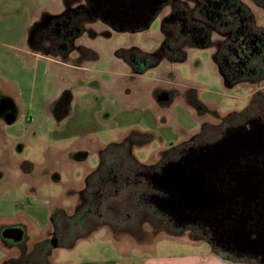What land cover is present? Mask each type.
<instances>
[{
    "label": "rangeland",
    "instance_id": "1",
    "mask_svg": "<svg viewBox=\"0 0 264 264\" xmlns=\"http://www.w3.org/2000/svg\"><path fill=\"white\" fill-rule=\"evenodd\" d=\"M238 1L264 37L263 11ZM55 2L75 4L0 0V264H252L212 251L160 208L138 207L144 188L131 172L138 164L159 168L227 126L264 119V55L247 64L260 69L255 76L225 83L218 64L229 36L221 25V33L211 29L201 40L204 47L175 27L167 35L161 21L171 3L140 31L116 32L92 20L80 35L50 33L45 21ZM194 5L182 0L177 10ZM85 196L87 229L78 235ZM16 226L25 235L18 244L2 236ZM75 235L83 238L63 248Z\"/></svg>",
    "mask_w": 264,
    "mask_h": 264
},
{
    "label": "flooded vegetation",
    "instance_id": "2",
    "mask_svg": "<svg viewBox=\"0 0 264 264\" xmlns=\"http://www.w3.org/2000/svg\"><path fill=\"white\" fill-rule=\"evenodd\" d=\"M72 1L75 2L72 7L65 3L61 12L47 17L45 24L49 32L53 29L80 35L87 29L80 25L84 21L90 24L92 20L116 32L140 31L172 3V11H166L161 21L165 34L172 33L175 27L182 36L196 41L207 38L211 29L220 32L221 25L229 36L219 54L224 76L237 79L255 76L260 71L247 64L251 57L264 55V37L254 31L251 16L246 10L244 12L243 4L238 0H185L195 3L191 12L177 10L182 0ZM250 1L264 13V0ZM224 76H221L223 81ZM251 119L225 127L213 140L200 144L190 142L188 148L163 161L159 168L137 171L133 179L135 185L144 188L138 203L144 211L148 205L156 206L170 216L176 226L190 225L189 229L200 235L212 250L217 247L221 254L228 253L252 264H264V241L260 243V234L264 230V119L259 115ZM165 175L168 179H164ZM180 177L189 179L186 188L180 183ZM198 177H203L205 182L195 191L193 186ZM147 186L155 191L154 194L148 193ZM205 188L217 197L216 203H212L215 199L208 193H201ZM157 192L161 196H157ZM197 193L203 194L204 199L196 201L189 197V194ZM243 194H248L247 198L259 196L263 200L244 202ZM86 200L83 197V205L77 214L83 212ZM86 216L82 214L78 219L84 220ZM8 229L19 227H7L4 231ZM239 232L248 234L249 244L243 242ZM22 239L17 243L9 241L18 244L23 242Z\"/></svg>",
    "mask_w": 264,
    "mask_h": 264
},
{
    "label": "water",
    "instance_id": "3",
    "mask_svg": "<svg viewBox=\"0 0 264 264\" xmlns=\"http://www.w3.org/2000/svg\"><path fill=\"white\" fill-rule=\"evenodd\" d=\"M182 173V172H181ZM164 179H168V176L167 175H165V178ZM189 182V179L188 178H186V177H180V183L182 184V186H184L185 188L187 187V185H186V183H188ZM204 178L203 177H198V178H196V181L194 182V190L195 191H198V187L199 186H202L203 184H204ZM187 191L189 192L190 190H189V188H187ZM208 193L209 194V196H210V198L211 199H215V201L214 202H212V203H216L217 202V197L216 196H213L212 195V193H210V190L208 189V188H205L204 190H202L201 191V193ZM207 195V194H206ZM212 195V196H211ZM208 196V195H207ZM249 196V195H248ZM248 196H246V199H248L247 197ZM189 197H193L194 199H196V201H198V200H203L204 199V196H203V194H199V193H197V194H189ZM247 201H249V200H247ZM246 201V202H247ZM243 228V227H242ZM242 230V229H241ZM243 230H244V228H243ZM242 230V231H243ZM231 232V231H230ZM240 236L242 235L243 237L242 238H244L243 239V242H247L248 244L250 243L249 242V236H247L246 234H245V232H239L238 233ZM2 236L5 238V239H10V240H12L13 242H15V243H17V242H20L21 241V239H22V236H23V233H22V231L20 230V229H12V230H10V229H8V230H5V231H3V233H2ZM260 236H261V244H262V240L264 241V230L262 231V233L260 234ZM55 240L53 239L52 240V245L54 246V248L56 247L55 246ZM254 244H256V243H254ZM263 246H264V244H263Z\"/></svg>",
    "mask_w": 264,
    "mask_h": 264
},
{
    "label": "trees",
    "instance_id": "4",
    "mask_svg": "<svg viewBox=\"0 0 264 264\" xmlns=\"http://www.w3.org/2000/svg\"><path fill=\"white\" fill-rule=\"evenodd\" d=\"M165 30V29H164ZM200 41L201 40H196V41H194L193 40V42H194V44H197L198 46L197 47H204V46H208L207 45V42L206 43H200ZM202 42V41H201ZM216 57V56H215ZM218 68H219V71H220V74H221V76L223 75L224 76V70H223V68L221 67V65L220 64H218ZM224 81H225V83H226V79H227V77H225L224 76ZM242 81V80H241ZM124 144H126V143H123L122 145H124ZM114 147H118V146H112V147H109V148H106L104 151H102V152H100L101 154H100V159H101V157H102V155H104L106 152H108V151H110V150H112ZM102 163V161H100L99 160V165H98V168L95 170V171H93L91 174H90V176L88 177V179H87V183L89 182V184L91 183L90 181H91V179L93 178V177H95L96 175H99L100 174V171H99V169H100V164ZM136 163V162H135ZM137 164V163H136ZM138 167L142 170V171H144V170H148L149 169V167H144V166H141V165H139L138 164ZM140 169H138L137 171H140ZM136 172V171H135ZM135 172H131V175L133 176L134 175V173ZM130 175V176H131ZM134 177H132V179H133ZM92 184V183H91ZM85 199H87V197L85 196L84 197ZM140 202V201H139ZM58 213H60V212H58ZM55 216V215H54ZM57 216V215H56ZM55 216V217H56ZM55 217L53 218V220L51 219V223H52V226H53V228H54V230L56 229V232H58L59 233V230L57 229V228H59L58 226H60L61 224L58 222H56V220H55ZM65 218H66V216H65ZM68 220V219H67ZM62 226V225H61ZM57 227V228H56ZM58 238V240L60 239V237L59 236H57ZM74 241H76L75 239L73 240V241H71V245H65V247H67V248H70V247H72L73 245H74Z\"/></svg>",
    "mask_w": 264,
    "mask_h": 264
},
{
    "label": "crops",
    "instance_id": "5",
    "mask_svg": "<svg viewBox=\"0 0 264 264\" xmlns=\"http://www.w3.org/2000/svg\"><path fill=\"white\" fill-rule=\"evenodd\" d=\"M56 4H55V10H54V14H56V13H59V12H61V9H63V6H59L60 4H58L57 2H55ZM61 8V9H60ZM100 153V152H99ZM83 156L84 155H78L77 156V158L78 159H81V158H83ZM77 212V211H76ZM78 217H79V215L76 213V219H75V221L79 224H77V227L79 228L78 229V235H79V233H81V231L82 230H84V229H87V225H86V223H85V219L84 220H80V219H78ZM62 225V224H61ZM19 227V226H18ZM107 227V226H106ZM21 228V227H20ZM92 234V233H91ZM69 235H71V234H69ZM86 236H88V233L87 234H85V237ZM77 235H75V238L73 237L72 239H71V241H73L74 239L77 241L79 238H83L82 236L81 237H77ZM69 238H70V236H69ZM76 241H74L75 243H76ZM74 243V244H75ZM59 247V246H58ZM58 247H55V248H53L54 249V251L58 248ZM63 248H65V249H71L72 247H70V248H67V247H65V246H62ZM213 251V250H212ZM214 252H216V251H214ZM218 252H216V254H217ZM218 254H220V253H218ZM222 256V255H221ZM144 264H147V262L145 261V263Z\"/></svg>",
    "mask_w": 264,
    "mask_h": 264
}]
</instances>
